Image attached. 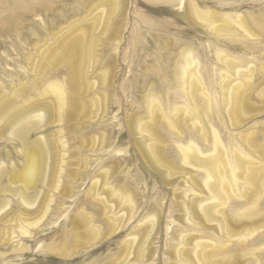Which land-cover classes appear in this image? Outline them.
Returning <instances> with one entry per match:
<instances>
[{
	"label": "rangeland",
	"instance_id": "1",
	"mask_svg": "<svg viewBox=\"0 0 264 264\" xmlns=\"http://www.w3.org/2000/svg\"><path fill=\"white\" fill-rule=\"evenodd\" d=\"M110 1L0 0V164H3L0 166L8 171L25 167L22 137L27 138V147L37 148L43 142L41 148H37L40 173L28 190L30 200L34 198L28 210L32 213L47 208L42 221L26 228L30 235L21 236L13 230L15 221H20L21 207L15 198L9 197L15 221L11 226L0 223V229L6 232L9 228L14 235L8 237V232L0 239V264H112L122 255L123 242L132 229L138 235L136 225L142 224L141 229L147 218L154 216L156 227L147 246L152 249V261L145 264H174L171 256L179 247L177 236L185 231L181 221L184 212L178 203L183 201L187 187L182 185V177H162L161 167L145 158L149 138L139 127L143 121H150L147 114L150 99L157 96L163 101L168 99L162 102L166 109L171 102L183 105L184 101L177 97L174 81L182 62L178 54L183 50L190 49L199 57L197 69L209 92L213 114L218 112L213 124L225 146L231 143L242 151L234 137L249 131H254L251 141L255 146L264 144V0H116L115 8L108 3ZM190 1L197 2L200 10L211 8L231 17L232 25L240 15L258 35V40L225 39L211 34L192 16ZM255 20L263 29L254 26ZM61 42L66 46H61ZM217 49L241 61L243 66L237 70L253 71L243 95L253 108L248 112L258 109L260 112L236 129L230 125L223 108L219 83L226 70L216 60ZM232 80V86L240 83L235 77ZM53 83L65 88L62 108L49 90ZM93 99L96 105H92ZM59 113L65 115L60 118ZM36 115H41L42 119ZM58 119H62L61 123ZM155 125L156 132L167 141L162 151L164 159L190 170L180 163L182 157L174 145L173 132L162 122ZM181 128L185 133L183 145L191 138L197 141L202 152H210V145L201 143L184 120ZM194 175L200 182L201 176ZM5 181V178L1 180V186ZM93 185L105 198L104 192L109 188L115 196H120L121 204L111 203L113 211L120 210V215L125 214L122 201L126 195H130L129 200L134 205L130 221L108 237L103 235L109 232L110 224L103 218L100 204L89 196ZM260 203L261 214L255 221L262 222L263 226L246 239V244L247 249L255 246L256 249H252L261 261L264 257L263 199ZM88 214L92 216L91 225L86 218ZM38 215L35 213L29 218L34 221ZM94 226L100 228L102 236L93 237ZM90 232L92 236L87 234ZM210 233L207 231V236L217 243V235ZM254 238L260 240L252 241ZM231 246L233 248H228L229 253L228 250L226 253L233 259L240 250L236 243ZM262 262L264 264V260Z\"/></svg>",
	"mask_w": 264,
	"mask_h": 264
},
{
	"label": "bare ground",
	"instance_id": "2",
	"mask_svg": "<svg viewBox=\"0 0 264 264\" xmlns=\"http://www.w3.org/2000/svg\"><path fill=\"white\" fill-rule=\"evenodd\" d=\"M170 1L171 0H168L167 2H170ZM108 3H111L113 8L116 7V4H115L116 0H111ZM188 4L190 6L191 14L195 18V20L203 24L211 34L218 36V37H224L225 39L226 38H232V39L238 38L240 40L242 39V40H248V41L258 40V35L254 33L248 27L247 23L240 15L236 16V21L234 25H232V22H234V20L227 15L219 14L218 12H216L215 10L211 8H207L206 10H200L198 7V3L194 1H190ZM253 22H254V26H256L257 28L261 27V25H259L256 20ZM63 40H66V39H63ZM66 41L64 43H66ZM64 43H62L61 46H63ZM68 44L70 45L69 42ZM65 48H69V47H65ZM57 51L58 50H56V52ZM178 55L180 59L182 60V62L179 68V76L178 78L176 77L174 81L176 83V93L178 95L177 97H179V99H182L184 101L183 105L171 104L172 103L171 102L169 105H167L168 108L166 109V107H164L162 102H166L168 99H166V101H163L162 100L163 98L160 96L154 97L149 100V106L147 107V114L149 115L150 121L148 120L143 121L139 127L140 132L147 135L149 138V143L147 144V148L145 147L146 148L145 158L148 161H151L154 164H156L157 167L158 166L161 167L162 170L160 171V174L162 177L166 178V177H170L171 175H177V177H182L184 179V180L182 179L183 180L182 185L185 186V188L187 187V192L184 193L185 196H183L184 198H182L183 201L181 203L180 202L178 203L179 208L182 210V212H184V217L181 221L184 222L182 224H184L185 231L181 233L179 236H177L176 234L179 247L174 252L171 251L172 256L171 255L170 256L172 257L174 264H261V261L264 260V257L263 259H261V261L259 260V258L256 256L257 252L256 250H254L256 249L254 248L255 246L252 247L254 249L250 247H249L250 249L249 248L247 249L246 239L251 237L254 231L258 230L259 228L261 229V227L263 226L261 224L262 222L258 223L255 221V219H257V217L261 214V211L259 208L261 204L260 201L262 202V199H263V202H264V144L255 146L254 143L251 141V135L253 134L254 131H249L243 135L239 134L237 138L234 137L235 141L238 142L239 145H241L240 147H242L244 152L243 150L239 151L240 150L239 147H238L239 148L238 150L236 146L231 145V143L229 142H228L229 144L227 145V147L225 146L226 143L224 144L223 141H221L220 134L218 133V131L216 130L213 124V121H214L213 119L215 118V115L217 118L216 113L218 112H215V114H213L214 112L211 107L209 92L203 83L201 74L199 73L197 69L198 59H199L198 55L190 49L183 50L182 52H179ZM52 57L54 58V56ZM59 60L61 61V58H59ZM216 60L226 70V73H222L225 75L222 76V80L219 83L220 89L222 91L221 99L223 103L224 112L226 114L225 116L229 118L230 125L236 129V128L241 127V125L244 122H246L247 119L259 114L260 112L258 111L259 110L258 109V110H254V112L252 113L251 112L249 113L248 110H251L253 108H251L250 101L248 102L245 95H243V92H244L243 88L249 83L250 78L252 80L253 71L247 70L246 72H243V71H240L241 69L237 70V67L243 66L241 64V61H237L236 59H233L229 55H223V53L220 52L218 49L216 51ZM52 63L56 64V62H52ZM86 76H84V78H86ZM39 77H36V78H39ZM234 77L236 80L240 81V83L236 86L231 85L233 81L232 79ZM101 81L105 82V80H102V79ZM37 82H40V81H37ZM90 83L91 85L94 84V83L92 84V82ZM38 84L39 83H37V85ZM89 89L91 90V88ZM49 90L54 95L57 102L59 103V104L57 103V105H60V108H62V106L65 103L64 86L60 83L59 84L53 83L49 85ZM23 92L25 91L23 90ZM153 94H155V92ZM244 94H246V92ZM167 95H166V98H167ZM43 96H44L43 94L41 96L39 95L40 98ZM95 101L98 103V100H95ZM27 104H25L26 107L28 106ZM94 104L95 102L93 99L92 105ZM97 106L100 107L99 105ZM102 106L103 105H101V107ZM72 108L74 109V106ZM13 109H15V107ZM13 109L11 110L14 111ZM22 111L20 110V112ZM54 114H55V111H54ZM64 115H60L59 117L61 118V116H64ZM249 115L250 117H248ZM35 117L42 119L41 115H36ZM52 119L54 118L52 117ZM26 120L27 119H25V123H27ZM182 120L185 121L188 129L195 131V133L199 136L201 143H203L204 145H210L209 147L211 148L210 152L208 153L202 152V149L200 146H198L197 141L191 138H189V141L186 145L182 144V137L185 134L184 130L181 128ZM33 121L31 120V122ZM56 121L57 120H55V122ZM1 122H3V120ZM154 122L155 123L162 122L164 127L167 130H170L173 132V135L175 137L174 145L176 146V148L178 149L182 157V162L180 163L181 164L183 163L185 164V166H188L190 170H185L186 168L182 169L168 162L166 159H164L165 157H163L164 153L162 151H163L164 146L167 144L166 143L167 141L164 140L161 136H159V134L156 132L155 130L156 125ZM29 123L27 125H30ZM60 132H62V130H60ZM232 138H233V135L231 139ZM40 141H39V144H40ZM147 142H148V139H147ZM21 143H22L23 148L25 149V157H24L26 158L25 159L26 161H24L26 162L24 164L25 167L22 170L8 171L4 168L5 166L4 167L0 166V195H4V196L7 195V197H3V198L0 197V223L11 226L13 225L11 223L15 221L14 219V217H16L15 211L11 209L12 207H10L11 202H10L9 197L11 196L12 198H15L18 201V204L21 207V211L18 215L20 218V221L18 222L15 221L16 223L14 224V228L16 229H13V230L14 231L17 230V232H19L21 236H28L30 235V233L28 232L26 228L36 226L37 223L42 221V219L45 217L47 213V208L44 211L43 210L41 211V209L40 210L37 209V210H34L32 213L31 211L28 210V208L30 207L32 208L33 201H34L33 200L34 198L31 199L33 201L30 200L31 197L28 195V190L30 189V187H32L33 184L36 183V180L37 178H39L38 175L40 173L39 167L41 165H39L37 161V156L39 155L37 148H41L40 146L43 144V142L37 148H35L36 146L33 147L34 145L27 147L26 145L27 138L22 137ZM37 145H38V142H37ZM44 161L46 160H43V162ZM0 165H3V164H0ZM24 165L22 164V167ZM40 171H42L41 168H40ZM194 174H198L201 176L200 182L197 181V178L195 177ZM3 178H5L6 181H5V185L1 186V180ZM16 184H19V185L16 187L15 186ZM90 190L91 191L89 193V196L91 198H95V200L100 204L103 218H105L106 221L110 224L109 232H107V234H104L103 237L110 236L111 234L119 230L120 228H123L130 221V219L132 218V212H133L134 205L132 206L131 204L132 202H130L129 197H128L130 195L128 193H127L128 195H126L122 201L123 202L122 204H124L123 209L125 210V214L120 215L121 211L118 209H117L118 210L117 212L113 211V208H112L113 204L111 203H114L115 205H119V203L121 204V199L119 195L115 196V193L112 189L109 188V190H106L104 192L106 198L104 196H101L102 194H99L96 191L97 189L94 185L92 186ZM188 192H191L190 196L188 195ZM205 197L207 198L205 199ZM178 198H181V197H178ZM35 213H38L39 215L36 216L33 221V219L29 217L30 215H32L33 217V214ZM82 213L83 212H81L80 214V220L83 222L84 216H82ZM154 217H151L149 219L147 218V220L145 221L144 227L141 229L140 227L142 224L139 223V226H137L138 224L136 225V228L138 229L137 232H139L138 235H136V232H135L136 230H133L131 228L132 232H130L127 235V239L123 242L122 255L119 258H117L112 264H145L146 262L152 261L151 260L152 258L151 256L153 254L152 249H148L147 246L152 241L151 236L156 227ZM86 218L88 219V222L91 225L92 216L88 214L86 215ZM92 229H94L93 237L96 238L98 236H102V232L98 226H94V228ZM5 230L2 229L1 227L0 239L2 235L8 232H10L8 237L14 235V232L10 231L11 229L8 228L6 232ZM207 231H210L211 233H215V236L217 235L219 241H217V239H216L217 243H215V241L214 242L211 241L210 237L207 236L208 234H206ZM77 232L78 231L76 230V233ZM86 232L87 231L85 230V235H86ZM87 234L90 235L91 232ZM261 234H264V233L261 232ZM85 238L87 237L85 236ZM258 239L259 238H256V239L254 238L252 241L258 240ZM135 240L137 241L135 242ZM234 243L238 244L240 251H239V254L236 253L237 256L235 255L236 257L232 259L231 257H229V255H227L226 252L228 248L232 247L231 245H233ZM262 248L264 249V246ZM228 253H229V250H228ZM217 255H219V258H215Z\"/></svg>",
	"mask_w": 264,
	"mask_h": 264
}]
</instances>
